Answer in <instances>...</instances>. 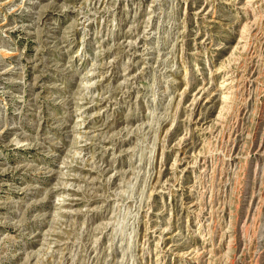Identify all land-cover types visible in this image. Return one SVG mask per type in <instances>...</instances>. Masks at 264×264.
Instances as JSON below:
<instances>
[{"label":"rangeland","instance_id":"rangeland-1","mask_svg":"<svg viewBox=\"0 0 264 264\" xmlns=\"http://www.w3.org/2000/svg\"><path fill=\"white\" fill-rule=\"evenodd\" d=\"M0 264H264V0H0Z\"/></svg>","mask_w":264,"mask_h":264}]
</instances>
